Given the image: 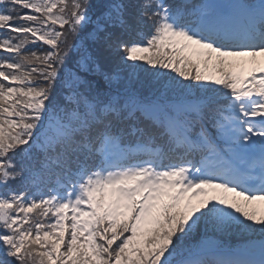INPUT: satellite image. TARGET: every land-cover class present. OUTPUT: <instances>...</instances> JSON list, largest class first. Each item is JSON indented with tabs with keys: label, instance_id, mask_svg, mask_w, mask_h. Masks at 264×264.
<instances>
[{
	"label": "snow or ice",
	"instance_id": "snow-or-ice-1",
	"mask_svg": "<svg viewBox=\"0 0 264 264\" xmlns=\"http://www.w3.org/2000/svg\"><path fill=\"white\" fill-rule=\"evenodd\" d=\"M0 264H264V0H0Z\"/></svg>",
	"mask_w": 264,
	"mask_h": 264
},
{
	"label": "trees",
	"instance_id": "trees-1",
	"mask_svg": "<svg viewBox=\"0 0 264 264\" xmlns=\"http://www.w3.org/2000/svg\"><path fill=\"white\" fill-rule=\"evenodd\" d=\"M83 35V33H82ZM39 51V49H37ZM227 243H241V241L236 238V237H233L232 239L228 240Z\"/></svg>",
	"mask_w": 264,
	"mask_h": 264
}]
</instances>
